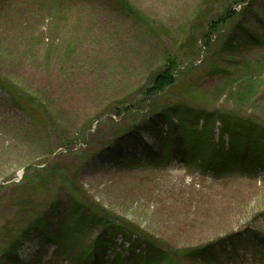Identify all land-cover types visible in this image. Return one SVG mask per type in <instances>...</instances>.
Instances as JSON below:
<instances>
[{
	"label": "rangeland",
	"instance_id": "374dc122",
	"mask_svg": "<svg viewBox=\"0 0 264 264\" xmlns=\"http://www.w3.org/2000/svg\"><path fill=\"white\" fill-rule=\"evenodd\" d=\"M0 79V264H264V0H0Z\"/></svg>",
	"mask_w": 264,
	"mask_h": 264
},
{
	"label": "trees",
	"instance_id": "16d2710c",
	"mask_svg": "<svg viewBox=\"0 0 264 264\" xmlns=\"http://www.w3.org/2000/svg\"><path fill=\"white\" fill-rule=\"evenodd\" d=\"M228 14L229 13H227L226 16ZM226 16L223 19L215 22L211 27H213V28L220 27L221 23L224 22V19L226 18ZM174 70H175V64H172V65H169V66L167 64V66L164 69H162L155 76V78L153 79V82H152V85L153 86L151 88L154 93H156L158 91H163V90L166 89V87H169L170 85H172V84L175 83V80L176 79L174 77ZM4 81H1V79H0V84H3ZM6 88L9 89L10 91L12 89L11 86L8 87L7 85H6ZM14 100H15V102L17 101L19 104L23 105L22 102H21L20 97H16V95H14ZM23 106H24V110H26V108L29 109V110H31L28 104H25ZM162 114H159V115L161 116ZM186 134L189 135L190 133H188L186 131ZM186 134H184V136L180 135L179 136V139L180 140H184L185 142H187V139H189L190 141H192V138L193 137H189ZM175 135H176L175 132H170L169 135H168V138H172ZM177 138H178V136H177ZM210 141H212V140L209 139L208 140V143L211 145L212 143ZM170 143H171V145H170V147H168V159L172 160L175 157H180V154L184 155V159L186 161H189L192 158V153L190 154V157H189V154L187 152L188 149L191 152L193 151V148L191 146L188 145V148H187L183 143H180V141H179V143L176 144V141L175 140H171ZM166 144H167L166 145V148H167L168 142H166ZM192 146L196 147L194 144H192ZM207 147L209 148V145H207ZM210 148L212 149L211 150L212 153L210 154V157H212L214 155V152L215 151H218L220 149V146H218L217 148H213V147H210ZM196 150L199 152L198 149H196ZM205 155L206 154H203L202 157L205 156ZM208 159H209V157H206V161H208ZM228 166H230V162L227 159H223V157H222V161L221 160L218 161L217 158L215 159V164H214L213 167H209L207 164H206L205 167L207 169H213L215 172H218L219 170H224V169L228 168ZM40 222H41V219H40ZM43 224L46 225V222H44ZM28 228H30V227H28ZM262 242L264 243V238L262 239ZM93 260L94 259H92V261ZM92 261H91V264H96L97 263V261L96 262H94V261L92 262Z\"/></svg>",
	"mask_w": 264,
	"mask_h": 264
}]
</instances>
